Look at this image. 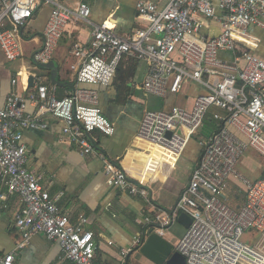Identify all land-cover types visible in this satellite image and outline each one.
Instances as JSON below:
<instances>
[{"label": "built area", "instance_id": "obj_1", "mask_svg": "<svg viewBox=\"0 0 264 264\" xmlns=\"http://www.w3.org/2000/svg\"><path fill=\"white\" fill-rule=\"evenodd\" d=\"M44 7L49 15L41 45L31 55L38 68L51 62L72 20L90 24L92 8L86 2L67 6L58 0H0V53L5 62L23 57V35L34 13ZM135 13L138 28L118 32L108 14L93 27L87 45L73 46L78 64L70 95L58 99L35 79L39 114L27 115L24 101L16 95H8L0 107V201L15 196L22 204L15 217L23 239L19 247L41 234L58 244L68 264H96L97 244L84 228L86 218L71 222L62 214L59 197H51L28 169L22 140L26 131L47 128L40 119L47 114L60 124L62 137L81 157L91 156L94 133L112 136L114 125L99 109L98 93L82 86H109L119 66L133 59L147 67L143 80L134 84L145 95L176 96L187 82L202 89L190 110L172 107L143 113L135 136L139 153L149 155L146 147L152 148L175 165L211 109L225 114H213L218 129L200 142L201 155L176 203L136 219L140 230L132 248L121 251V256L138 250L151 233L162 237L185 214L190 225L174 246L185 264H264V174L250 180L236 171L248 148L264 158V60L249 51L259 43L250 30L264 33V0H139ZM212 22L218 24L219 33L203 36L201 31ZM221 53L232 59H221ZM18 79L28 82L25 73H18L11 83ZM102 161L108 187L147 197V185L125 171L120 161L105 157ZM247 231L259 235L256 247L241 242ZM14 256V252L5 255L0 264H13Z\"/></svg>", "mask_w": 264, "mask_h": 264}, {"label": "crops", "instance_id": "obj_2", "mask_svg": "<svg viewBox=\"0 0 264 264\" xmlns=\"http://www.w3.org/2000/svg\"><path fill=\"white\" fill-rule=\"evenodd\" d=\"M137 1L139 0H100L99 6H95L94 0L90 4V24L70 22L53 56L58 64L55 84L51 82L49 70L38 74L17 71L18 68L8 66L10 63L5 62L0 53V107L4 105L8 95H16L24 101L27 115L39 114L34 103L35 85L28 88L27 83L21 79L16 80L15 84L11 83L18 73H25L28 77L31 74L34 81L40 80L49 92L54 91L58 99L70 95L75 87V68L78 64L73 46L76 43L87 45L93 27L102 23L108 14L111 21L116 22L118 32L128 33L138 28L139 21L135 13ZM103 2H108L110 6L105 9ZM48 15V7L38 12L26 32L30 37L23 41L29 44L27 54L23 57L32 64L31 55L41 45V33ZM250 32L259 39V43L249 51L264 60V33L259 29H251ZM218 33L216 22L210 23L208 28L201 31L203 36L208 37H214ZM220 58L230 61L232 55L221 53ZM146 72L145 64L126 60L109 86H82L98 93L99 109L114 125L112 136L94 133L95 149L91 156L81 157L62 137L60 124L47 114L40 115V119L47 124L45 130L26 131L23 135L22 143L27 151L28 169L40 179L42 187L51 197H59L57 207L62 214L71 222H76L79 217L86 218L84 228L92 233L97 244L96 264L147 262L134 249L124 258L121 256V251L132 248L133 238L140 230L136 219L151 217L156 210L169 209L176 203L201 155L200 142L218 129L219 123L213 119V114H225L218 109H211V121L204 120L194 137L195 141L188 143L181 156L185 165L180 173L176 171L178 163L173 165L160 151L146 147L150 151L149 155L139 153L135 150L138 146L135 145V136L144 112L169 111L172 107L190 110L194 98L202 93L197 84L187 82L182 92L176 96L160 99L145 95L135 90L134 84L140 83ZM102 157L113 163L120 161L125 171L147 185V197L132 196L126 190L108 187L103 175ZM263 174L264 166L256 169L252 180L259 179ZM241 200L240 197L239 204ZM21 208L22 204L15 196L8 198L5 203L0 201V258L14 252L13 264H68L64 261L58 244L48 241L41 234L31 236L23 247H19L23 239L15 226V217ZM174 224L182 229L178 238L172 239V235L165 232L162 236L173 246L185 231L177 222L168 230L172 231Z\"/></svg>", "mask_w": 264, "mask_h": 264}, {"label": "rangeland", "instance_id": "obj_3", "mask_svg": "<svg viewBox=\"0 0 264 264\" xmlns=\"http://www.w3.org/2000/svg\"><path fill=\"white\" fill-rule=\"evenodd\" d=\"M58 1H60V3L67 4V5L77 4V3H80V2H86L87 4L90 5V4L93 3L94 0H58ZM100 3H101L100 0H95L94 5L95 6H99ZM103 6L106 9V7H108L110 5L108 4V2H103ZM28 45H29L28 43H24V42L21 43L23 56H26V54H27ZM51 62L57 68L58 64H57V61L54 58L51 60ZM8 66L11 67V68H18L17 71L18 70H25V71H27V72H29L31 74L32 73L33 74H38L40 72L42 73L43 71H45V69L38 68L37 66L33 65L30 62L29 59L24 58V57H21V58L17 59L15 62H12V63L8 64ZM209 120L211 121L210 112L206 115L205 122H209ZM192 141H195V139L193 138ZM177 163H178V165H177V170L176 171L178 173H180L182 168L185 165V160L180 158ZM262 166H264V158L259 156L252 149L248 148L246 150L245 154L243 155V157L239 160V162H238V164L236 166V171L240 175L252 180L253 174L256 171V169L258 170V168H260ZM242 200H243V198H242ZM173 227L174 228L172 229V231L167 229L168 231L165 230V233L171 234L172 235V239L176 240L178 238L179 234H180L179 232L182 231V229L177 224H174ZM175 227H177V228H175ZM172 239H170V241L172 243H174V240L172 241ZM258 240H259V235L257 233H255V232H253V231H247L241 237V242L243 244H245V245L250 246V247H256ZM145 264H152V263L147 261V262H145Z\"/></svg>", "mask_w": 264, "mask_h": 264}, {"label": "water", "instance_id": "obj_4", "mask_svg": "<svg viewBox=\"0 0 264 264\" xmlns=\"http://www.w3.org/2000/svg\"><path fill=\"white\" fill-rule=\"evenodd\" d=\"M40 68L51 72L50 79L51 82L55 84L57 68L54 64L50 62L47 65L40 66ZM33 84L34 77L29 75L27 87L31 88ZM190 222V218L185 214H180L177 218V223L182 225L185 229L189 227ZM137 251L152 264H185L184 258L174 251V246L157 233L149 234Z\"/></svg>", "mask_w": 264, "mask_h": 264}, {"label": "trees", "instance_id": "obj_5", "mask_svg": "<svg viewBox=\"0 0 264 264\" xmlns=\"http://www.w3.org/2000/svg\"><path fill=\"white\" fill-rule=\"evenodd\" d=\"M37 14H38V12H36V13H34V18H35V16H37ZM30 36L28 35V33H25L24 35H23V38H24V40H27L28 38H29ZM129 61H135V60H133V59H128ZM127 60V61H128ZM124 63H126V61H124L120 66H119V69L123 66V64ZM118 69V70H119ZM118 72V71H117ZM117 74V73H116ZM116 76V75H115ZM135 251H136V249H134Z\"/></svg>", "mask_w": 264, "mask_h": 264}, {"label": "bare ground", "instance_id": "obj_6", "mask_svg": "<svg viewBox=\"0 0 264 264\" xmlns=\"http://www.w3.org/2000/svg\"><path fill=\"white\" fill-rule=\"evenodd\" d=\"M108 19L111 21L112 19H111V17H108Z\"/></svg>", "mask_w": 264, "mask_h": 264}]
</instances>
